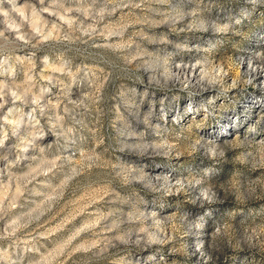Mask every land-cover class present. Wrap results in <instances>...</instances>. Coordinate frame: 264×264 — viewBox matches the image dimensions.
<instances>
[{
    "label": "rangeland",
    "instance_id": "rangeland-1",
    "mask_svg": "<svg viewBox=\"0 0 264 264\" xmlns=\"http://www.w3.org/2000/svg\"><path fill=\"white\" fill-rule=\"evenodd\" d=\"M0 264H264V0H0Z\"/></svg>",
    "mask_w": 264,
    "mask_h": 264
}]
</instances>
